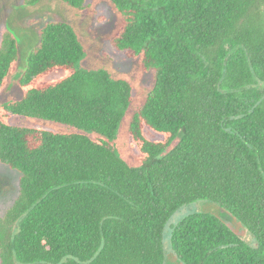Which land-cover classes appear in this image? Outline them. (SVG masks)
I'll use <instances>...</instances> for the list:
<instances>
[{
	"label": "trees",
	"instance_id": "16d2710c",
	"mask_svg": "<svg viewBox=\"0 0 264 264\" xmlns=\"http://www.w3.org/2000/svg\"><path fill=\"white\" fill-rule=\"evenodd\" d=\"M108 1L121 17L111 47L153 72L129 124L141 164H126L112 145L131 85L75 69L84 55L76 33L47 22L18 83L22 98L0 106V164L20 174L0 216V264H264V0ZM17 49L3 30L0 91ZM57 69L69 73L31 86ZM9 116L69 131L22 128ZM144 128L163 140L145 138ZM196 203L202 211L171 226L167 254V224Z\"/></svg>",
	"mask_w": 264,
	"mask_h": 264
},
{
	"label": "rangeland",
	"instance_id": "374dc122",
	"mask_svg": "<svg viewBox=\"0 0 264 264\" xmlns=\"http://www.w3.org/2000/svg\"><path fill=\"white\" fill-rule=\"evenodd\" d=\"M49 21L64 22L76 33L84 55L75 69L105 71L113 79H122L131 85L132 102L112 145L126 164L132 167L140 166L142 155L137 144L130 137L129 124L131 117L153 87V72L145 71L139 59H129L111 47L110 41L120 27L121 17L108 0H86L83 11L73 9L60 0H40L34 6L27 5L26 0H0V33L9 30L18 40L16 61L13 63L5 86L0 91V106L3 107L22 98L23 90L18 83L26 69L27 57L39 41V31ZM68 73L69 71L65 69L51 71L35 80L31 86L46 87ZM8 119L11 124L22 128L58 133L69 131V128L54 122L12 116ZM143 135L152 141L163 140V134L148 128L143 129ZM19 177L18 172L0 164V216L11 207L18 196ZM203 208V203H196L182 208L173 215L165 228L163 240L167 254L170 253L171 226L184 216L202 211ZM168 261L167 264H173L171 260Z\"/></svg>",
	"mask_w": 264,
	"mask_h": 264
},
{
	"label": "water",
	"instance_id": "95a60500",
	"mask_svg": "<svg viewBox=\"0 0 264 264\" xmlns=\"http://www.w3.org/2000/svg\"><path fill=\"white\" fill-rule=\"evenodd\" d=\"M216 213H217V216H218L219 220L222 223H224L230 229H232V230L234 229L235 222H234L232 216L229 213H227V212H225L223 210H218V211H216ZM239 230L240 231H238L237 233L241 234L244 229L243 228H240Z\"/></svg>",
	"mask_w": 264,
	"mask_h": 264
},
{
	"label": "flooded vegetation",
	"instance_id": "af4514ba",
	"mask_svg": "<svg viewBox=\"0 0 264 264\" xmlns=\"http://www.w3.org/2000/svg\"><path fill=\"white\" fill-rule=\"evenodd\" d=\"M239 229H240V227H238V226L235 225V227H234V229H233L234 232H235V234H236L241 240L246 241V242H249V240H250V238H249V236H250L249 233H248L247 231L243 230L242 233L239 234V233H237L238 231H240ZM244 239H248V240H244Z\"/></svg>",
	"mask_w": 264,
	"mask_h": 264
}]
</instances>
